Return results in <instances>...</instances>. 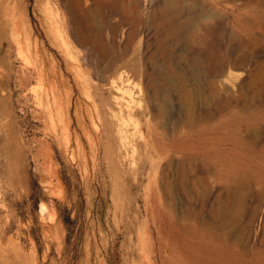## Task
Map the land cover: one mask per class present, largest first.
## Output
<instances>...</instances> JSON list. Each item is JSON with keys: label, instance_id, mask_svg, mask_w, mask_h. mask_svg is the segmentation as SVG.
<instances>
[{"label": "rangeland", "instance_id": "1", "mask_svg": "<svg viewBox=\"0 0 264 264\" xmlns=\"http://www.w3.org/2000/svg\"><path fill=\"white\" fill-rule=\"evenodd\" d=\"M263 149L264 0H0V264H264Z\"/></svg>", "mask_w": 264, "mask_h": 264}, {"label": "bare ground", "instance_id": "2", "mask_svg": "<svg viewBox=\"0 0 264 264\" xmlns=\"http://www.w3.org/2000/svg\"><path fill=\"white\" fill-rule=\"evenodd\" d=\"M174 3V2H173ZM172 4V3H171ZM170 4V5H171ZM260 154H257L255 157H253L251 160H250V163L249 162H247V161H241V163H240V165H241V168H240V170L239 171H236V172H234V174H233V177L235 178V181L238 183V185L240 184V183H242L243 181H247V180H250L251 179V177L248 175V170H245L246 168H247V166H248V168H249V166H250V164L251 163H255V161H261V163H264V149H263V151H260L259 152ZM258 163V162H257ZM256 165V164H255ZM261 165V164H260ZM262 166V165H261ZM263 167V166H262ZM260 169H262V168H260ZM258 170V169H257ZM258 173H260V172H258ZM262 174V173H261ZM264 174V173H263ZM258 176V175H257ZM260 176V175H259ZM258 178V177H257ZM261 178H259V180H260ZM262 179H263V177H262ZM240 187V186H239ZM236 189L238 188V187H235ZM236 189H234V190H236ZM231 190H233V189H231ZM232 191V192H235V191ZM240 190V191H239ZM244 190H246V189H243V187H241V188H239L238 189V192H239V195H241V196H239V195H237L238 194V192H237V194L235 193V196L233 195L232 197L233 198H231L230 197V199L228 200V201H226L224 204H225V206H223V207H221L222 208V210H225V213H228L232 218H233V220L237 217L238 218V216L240 215V212H241V210H242V205H243V203H244V198H245V196H242V195H244L243 193H246V191H244ZM241 193V194H240ZM232 194H234V193H232ZM237 195V196H236ZM244 197V198H243ZM161 204V203H160ZM160 206V205H159ZM221 211V210H220ZM160 213V212H159ZM218 213H219V211H218ZM222 213H223V211H222ZM222 213H221V215H222ZM224 213V214H225ZM156 214H158V213H156ZM170 214V213H169ZM227 214V215H228ZM226 214H225V217L227 216ZM171 216V215H170ZM172 218H173V216H172ZM231 218V219H232ZM236 218V219H237ZM228 219H230L229 217H228ZM230 219V220H231ZM169 220H171V219H169ZM174 220V219H173ZM173 220H172V224H173ZM180 220V219H179ZM179 220H178V222H179ZM159 221V220H158ZM160 222V221H159ZM168 222H170V221H168ZM162 224V223H161ZM170 224H171V222H170ZM171 224V225H172ZM175 224V223H174ZM179 224V223H178ZM184 224V223H183ZM164 225V224H163ZM167 225V224H166ZM180 225V224H179ZM182 225V224H181ZM194 225V224H193ZM176 226V225H175ZM189 226V225H188ZM160 227H162V226H160ZM160 227H158V228H160ZM169 227V226H168ZM178 227V226H177ZM180 227V226H179ZM183 227V226H182ZM190 227V226H189ZM173 228V227H172ZM187 228V227H186ZM191 228V227H190ZM195 228V227H194ZM166 229V228H165ZM169 229H170V227H169ZM177 229V228H176ZM160 230V229H159ZM184 230V229H183ZM200 230V229H199ZM163 231V230H162ZM171 232V231H170ZM176 232H177V230H176ZM192 231L190 230V232L184 237V236H182V237H179V235H177L176 233H174V234H176V237L175 236H173V237H175V240H177V241H175L177 244H178V249L185 255V258H187V261L189 262V264H197L198 262L197 261H201L202 262V264H205V262H204V260H200V259H198L197 257H195L194 256V253H193V250H196V249H194V247L197 245V243L198 244H200V242H197V240L195 241L194 240V235H196V234H193V233H191ZM202 233V232H201ZM200 233V231H199V235L201 234ZM212 233V232H211ZM160 234V233H159ZM168 234V233H167ZM166 234V235H167ZM184 234H186V233H183V235ZM169 235V234H168ZM198 235V234H197ZM181 236V235H180ZM207 236H209V234H207ZM211 236V235H210ZM197 237V236H196ZM201 237V236H200ZM161 238V237H160ZM203 238V237H202ZM211 238V237H210ZM200 239V238H199ZM216 239V238H215ZM218 239H220V237L218 238ZM217 240V239H216ZM170 241V240H169ZM174 241V240H173ZM172 241V242H173ZM225 241V240H224ZM224 241H221V242H224ZM228 241V240H227ZM172 242H170L171 244H170V246L172 245ZM197 242V243H196ZM217 242H219L218 240H217ZM227 243V242H226ZM225 243V244H226ZM230 243H232V242H230ZM206 244V243H205ZM208 244V243H207ZM210 244V243H209ZM212 244V243H211ZM220 245H223V244H221V243H219ZM162 245H163V243H162ZM202 245H204V244H202ZM228 245V244H227ZM173 246H174V244H173ZM200 246H201V244H200ZM207 246L208 245H206V247L205 248H207ZM231 246V245H230ZM233 246V245H232ZM235 246V245H234ZM162 247V246H161ZM176 247V246H175ZM202 247V246H201ZM217 247H220L219 245L217 246ZM222 247V246H221ZM220 247V248H221ZM258 247V246H257ZM196 248V247H195ZM202 248H204V247H202ZM208 248H210V247H208ZM223 248V247H222ZM224 248H225V246H224ZM230 248V247H229ZM236 248H238V247H236ZM235 247H234V249H236ZM174 250H176L175 248H173ZM213 249H215V248H213ZM217 249V248H216ZM239 249V248H238ZM202 250V249H201ZM217 250H220L219 248L217 249ZM232 250H233V248H232ZM206 251V250H205ZM207 251H208V249H207ZM226 251V250H225ZM231 251V250H230ZM209 252V251H208ZM222 252V251H221ZM227 252V251H226ZM229 252V251H228ZM237 252H238V250H237ZM242 252V251H241ZM197 253V252H196ZM207 253V252H206ZM205 253V254H206ZM223 253V252H222ZM183 254H181V255H183ZM225 254V256H227V254L226 253H224ZM176 255H177V253H176ZM180 255V256H181ZM242 255H244V253L242 254ZM179 256V255H178ZM201 256H202V254H201ZM200 255H199V257H201ZM234 256H236V255H234ZM239 256H241V255H239ZM245 256V255H244ZM228 257V256H227ZM227 257H225V259L227 258ZM198 259V260H197ZM243 259H244V257H243ZM247 259H248V257H247ZM259 259H260V257H259ZM182 260V259H181ZM207 260V259H206ZM252 260V259H251ZM254 260V259H253ZM176 261V260H175ZM179 261V260H178ZM177 261V262H178ZM228 261H229V259H228ZM245 261H246V259H245ZM249 261V260H248ZM181 262V261H180ZM225 262H227V260H225ZM233 262H235V261H233ZM232 262V263H233ZM240 262V261H239ZM258 262V261H257ZM236 263V262H235ZM253 263V262H252ZM180 264V263H179ZM199 264V263H198ZM234 264V263H233ZM241 264V263H240ZM249 264V263H248Z\"/></svg>", "mask_w": 264, "mask_h": 264}, {"label": "crops", "instance_id": "3", "mask_svg": "<svg viewBox=\"0 0 264 264\" xmlns=\"http://www.w3.org/2000/svg\"><path fill=\"white\" fill-rule=\"evenodd\" d=\"M236 1H238V0H236Z\"/></svg>", "mask_w": 264, "mask_h": 264}]
</instances>
